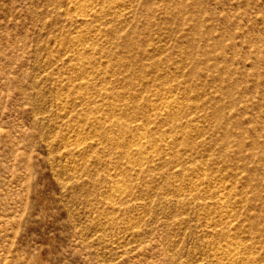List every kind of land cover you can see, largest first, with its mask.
<instances>
[{
    "label": "rangeland",
    "instance_id": "1",
    "mask_svg": "<svg viewBox=\"0 0 264 264\" xmlns=\"http://www.w3.org/2000/svg\"><path fill=\"white\" fill-rule=\"evenodd\" d=\"M0 264H264V0H0Z\"/></svg>",
    "mask_w": 264,
    "mask_h": 264
}]
</instances>
